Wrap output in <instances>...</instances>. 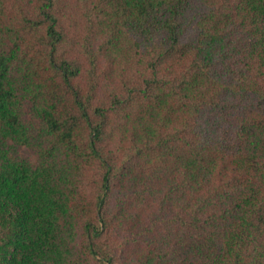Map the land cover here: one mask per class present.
<instances>
[{
    "label": "trees",
    "instance_id": "16d2710c",
    "mask_svg": "<svg viewBox=\"0 0 264 264\" xmlns=\"http://www.w3.org/2000/svg\"><path fill=\"white\" fill-rule=\"evenodd\" d=\"M0 264H264V0H0Z\"/></svg>",
    "mask_w": 264,
    "mask_h": 264
},
{
    "label": "rangeland",
    "instance_id": "374dc122",
    "mask_svg": "<svg viewBox=\"0 0 264 264\" xmlns=\"http://www.w3.org/2000/svg\"><path fill=\"white\" fill-rule=\"evenodd\" d=\"M19 153L25 157H27L30 161L33 160L32 154L28 152L24 147H21L19 149Z\"/></svg>",
    "mask_w": 264,
    "mask_h": 264
}]
</instances>
